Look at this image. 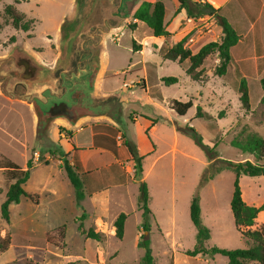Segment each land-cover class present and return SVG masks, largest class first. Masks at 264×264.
I'll use <instances>...</instances> for the list:
<instances>
[{
  "label": "rangeland",
  "instance_id": "obj_1",
  "mask_svg": "<svg viewBox=\"0 0 264 264\" xmlns=\"http://www.w3.org/2000/svg\"><path fill=\"white\" fill-rule=\"evenodd\" d=\"M131 1L133 4L129 1L127 9L129 16L142 0ZM4 2L12 3V0ZM85 2L81 0V7ZM175 2L164 0L168 13L167 26L173 36L170 34L165 38L159 37V40L154 39L143 22L133 21L128 16L117 30L107 33L100 47V43L97 44L99 64L104 73L98 75L95 85V105L104 102L98 105V112L108 118L84 123L78 120L71 124L57 116L49 120L43 115L38 120L29 102L10 98L0 90V204L9 185L2 166L5 160L12 161L22 169L26 168L27 160L31 162L29 178L23 188L33 196H21L19 203H11L8 221L0 214V241L7 237V249L10 247L1 256L0 263L139 264L144 250L137 240L144 233L150 239L154 264H174V259L177 264H183L185 251L195 244L196 229L189 217V203L195 191L199 196L201 222L210 234L206 247L247 246L234 226L230 208L234 172L222 169L199 186L210 161L194 140L177 127L191 126L201 135L202 142L213 148L222 159L254 161L252 154L231 146L229 140L237 133L253 132L264 136V102L260 101L262 88L260 81L255 79L257 74L264 75V58L259 59L257 64L244 60L240 63L242 71L232 59L226 72L218 76L214 72L218 58L213 53L196 69L200 70L199 79L193 80L185 72L188 60L179 65L173 60L164 59L162 55L183 37L184 46L192 52L208 41L218 40L220 34L215 26L218 23L214 15L189 21L184 16L175 27L172 24L177 13ZM1 4L0 1V56L13 45L21 43L31 49L39 61L52 66L59 55V28L65 15L70 12L72 1L68 4L24 1L19 10L26 14L27 19H34L33 26L26 31L12 25ZM107 4L108 0H91V9L84 16L87 25L73 45L80 40L81 34L86 36L92 27L100 25L98 21ZM132 23H135L133 28ZM248 26L246 22L237 26L247 38L231 50L236 59L254 56L248 53L246 43H252L255 31ZM260 40L263 41V38L260 37ZM170 76L176 77L177 81L165 84L162 78ZM242 76L247 79L248 109H244L239 101L238 83ZM172 99H189L192 107L184 115H177L169 107ZM196 105L208 111L212 117H196ZM220 111L224 113L222 117L218 115ZM147 121L155 124L152 132L147 129ZM88 124H97L101 130L96 143L118 160L116 162L120 164V178L124 185L115 186L105 180L101 185V193L105 196L98 198L92 196L95 189L83 187L85 196L77 202L74 188L62 168V160L66 158L73 162L72 167L79 174L85 169L76 168L78 160L86 158L91 165L105 163L110 157L103 150H99L101 154H98L95 148H89V129L83 128ZM74 131L73 141L79 145V149L71 154L70 140ZM125 139L135 146L137 155L143 156L139 174L135 173L134 162L123 146ZM94 168L97 167L87 170ZM139 179L146 182L149 194L150 214L146 219L149 231L146 232L141 227L143 219L137 203ZM238 185L247 204L259 206L264 203V174L240 175ZM100 200L105 213L98 220L101 235L98 240L90 239L86 243L84 233L88 229L81 232L77 225L84 210L92 211ZM118 212L126 213L121 238L114 234V220L108 223L106 218L108 213L112 216ZM256 222L264 223V210L258 213ZM159 227L167 230L168 234L162 237ZM59 229L63 231L59 243L49 241L47 236ZM84 252L90 254V262L77 256H66ZM210 257L212 260L208 264H227V258L221 254Z\"/></svg>",
  "mask_w": 264,
  "mask_h": 264
},
{
  "label": "trees",
  "instance_id": "obj_2",
  "mask_svg": "<svg viewBox=\"0 0 264 264\" xmlns=\"http://www.w3.org/2000/svg\"><path fill=\"white\" fill-rule=\"evenodd\" d=\"M177 10L184 9L185 14L191 18H199L204 15H214L217 23L221 27V35L218 40L208 41L202 44L196 52H192L190 49L184 46L185 38H181L172 44L164 53L163 58L175 61L177 64H182L185 60H188L189 65L185 69L188 75H191L193 80H198L200 76L199 68L205 59L215 53L218 58V64L214 68L216 75L221 76L226 72L228 64L232 61L230 54V48L237 40L238 35L229 24V22L218 13V8H214L205 0H177ZM4 12L11 20L12 25L15 28L21 30H28L33 26V20L27 19L25 14L16 9L13 4H7L4 6ZM165 7L162 0L148 1L142 0L133 9L131 18L137 21L143 22L154 36H169L171 33L166 29L164 23ZM135 23L131 24L133 28ZM1 27V25H0ZM133 42V41H132ZM162 81L165 84H172L177 81L176 77H163ZM260 85L262 88V95L260 101L264 102V76L260 78ZM239 101L244 109L249 108V95L246 79L242 76L238 83ZM170 109H172L177 115H184L186 111L192 107V101H180L172 99L169 103ZM219 116H223L224 113L220 111ZM195 116L209 119L212 117L208 111H205L201 106H195ZM178 130L191 137L194 142L206 153L209 164L206 166L200 181L199 186L205 184L208 180L212 179L222 169H231L235 178L233 181V191L230 198V208L233 214L234 226L236 230L245 239L247 246L243 248H222L217 246L206 247L205 243L209 239V229L201 222V210L199 205L198 192L195 191L190 199L189 203V217L193 223L196 234L195 244L192 249L185 251L186 255L194 256L200 254L202 256H214L221 254L227 258V264H246L247 262H255L256 264H264V223L257 224L256 218L261 210H264V203L259 206L247 204L241 195V190L238 185V178L240 175L258 176L264 174V136L256 133L245 134L237 133L232 135L229 140V144L240 151L248 154H252L254 161L246 159L244 161H230L219 157V155L213 150V148L207 147L202 142V137L191 126L177 127ZM97 137H95L96 139ZM123 146L134 162L135 173L139 174L142 171L141 160L143 156H139L136 153L135 146L129 142V140H123ZM5 170V177L9 181V185L5 192V199L0 204L1 217L9 220V205L11 203H18L21 196L32 197L23 188V185L29 178L31 162L27 160L26 168L22 169L17 164L10 160H5L2 163ZM62 168L74 188L75 199L77 202L81 201L84 196L83 183L77 172L73 169L69 161L64 158L62 160ZM148 188L144 180L139 179L138 183V196L137 203L141 210V216L143 219L142 230L144 232L149 231V224L147 222V216L150 214L148 207ZM83 214L81 215V218ZM126 214L120 212L113 221L115 227V236L121 238L123 235L124 221ZM80 231H84L79 224ZM86 237L98 240L101 233L95 232L93 229H88L85 233ZM63 238V231H59L48 235L47 239L50 241L58 242ZM138 245L143 248V254L141 256L139 264H154V259L150 248V239L147 235L142 233L138 240ZM9 245V239L2 238L0 241V251H5Z\"/></svg>",
  "mask_w": 264,
  "mask_h": 264
},
{
  "label": "crops",
  "instance_id": "obj_3",
  "mask_svg": "<svg viewBox=\"0 0 264 264\" xmlns=\"http://www.w3.org/2000/svg\"><path fill=\"white\" fill-rule=\"evenodd\" d=\"M0 1L3 3V4H1L2 6H5L7 4H13L16 7V9L19 10L18 7L21 5V3H23L26 0H12V3H6V2H4L5 0H0ZM37 1H40V0H37ZM44 1H46L50 4H55L57 2L59 4H61V3L68 4L69 1H72L70 12H68L65 15L64 20L67 17H69L73 11L74 0H44ZM162 1L164 3V0H162ZM205 1H207L209 4H211L214 8H218L219 15L223 16L229 22V24L232 26V28L234 29V31L238 35L237 42L233 46H231V48H230V54H231L233 61L235 62V64L238 65V67L241 71H242V69H241L240 63L243 62L244 60L250 61L254 64H257V61L259 59L264 58V0H205ZM164 7H165V3H164ZM177 7H178V1L176 0V2H175V8L176 9L175 10H177ZM20 12H22V11H20ZM22 13H24V12H22ZM167 15H168V13L166 12V8H165L164 23H165L166 29H168L167 21H166ZM25 16H26V14H25ZM184 16H185L186 20H188V21L191 20L190 17L186 16L184 9L177 10L175 17L172 19V21H173L172 24H174V26L177 27L178 23L182 22L181 19ZM26 18H28V17L26 16ZM199 18H202V17H199ZM132 20L137 21L136 19H132ZM33 21H34V19H33ZM243 22L249 23V26H248L249 29L250 30L254 29V31H255L253 34L254 40L252 41V43H249V42L246 43L247 47L249 48L248 53H250L251 55L254 54V56L245 57V58L241 57V58L236 59V58H234L231 50L234 47H236V45L240 44V42H242L243 39L247 38V35H245V32H242V30H238V28H237V26L239 27L240 24ZM121 25L114 27L112 29V31L114 29L117 30ZM215 26H217L216 28H218L219 34L221 35L220 25L217 24ZM261 28L263 31L261 30ZM168 30L170 31V29H168ZM183 30H186V29H183ZM180 32L181 31L174 33V35L178 34ZM262 32H263V35H262ZM170 33H171V36H173L171 31H170ZM159 37L165 38L163 36L152 35V38L157 39V40H159ZM260 37L263 38V41L260 40ZM100 43H101V41H100ZM27 49L31 51V49H29V48H27ZM100 68L101 69L99 70L100 72L98 74L99 76H101L104 73L103 68L102 67H100ZM263 76H260L257 74V77L255 79L259 82V79ZM78 120H81L80 122L84 123L87 120H91V121L92 120H99V117L91 116V115H84L83 117H81ZM78 120H76V121H78ZM146 125H147V129H151V132L155 128V124L151 123L150 121H147ZM84 127L89 129L88 142H87L89 148H91V147L95 148L98 151V154H101L99 152V150H103V152L104 153L106 152V154L109 155L110 157H109V160L105 161V163L104 162H98V163H94L91 165L88 164L87 159L84 158L83 161L81 159L78 160L77 161L78 163H76L75 165H76L77 169L78 168L80 169L81 167H83L85 169L84 171H82L78 174L82 180L83 187L87 186L90 189L91 188L95 189L92 192L93 198L103 197V196H105L101 193L102 192L101 185H104V183H105L103 181L109 180V182L113 183L115 186L124 185V184H122L123 181L120 178V174H121L120 170L121 169L118 166L120 164L116 162V161H118L117 159H115L114 157H111V153L109 151H107L106 149L97 145V143H96L97 141H96L95 137H97L99 134L102 133L101 130H99L97 128V124H88L86 126H83V128ZM80 128H82V127H80ZM74 134H75V131H74L73 135L71 136V140H70V142H71L70 149H72L71 154L75 153L77 151L78 146H79L73 141ZM74 148H75V150H74ZM69 163L72 165L73 162L69 161ZM90 167H97V168L87 170ZM81 175H83V178L81 177ZM109 182H107V183H109ZM101 203H102L101 200L98 203H96L97 207L90 212L85 209L84 213H83V217L80 219V222H78L77 226H79V224H80L82 226V228L85 230L93 228L95 232L101 233V229H100L101 227L98 225V220L102 219L105 216L104 210L100 206ZM119 213L120 212L115 213L112 216H110V214L108 213L106 215L108 223L113 221ZM73 221L75 222V220H73ZM82 222H83V224H85V226L82 224ZM159 231H160L159 233L162 237H163V235L165 236L166 234H168L167 230L163 231L160 227H159ZM114 234H115V231H114ZM172 235L175 237V235L173 233H172ZM84 238H85L86 243L89 242V240L91 239V238L86 237V236H84ZM91 240H95V239H91ZM137 242H138V240H137ZM10 246H12V243L10 244ZM9 248L6 249L5 251L1 252L0 258L4 253L8 252ZM192 248H193V246L191 248H188V249H192ZM66 256H77V257H80L82 260L90 262L89 258H88L90 256V254L86 255L85 252H84V254H76V255H68L67 254ZM210 259L212 260V258L210 256L204 257L200 254H197L194 256L185 255L183 264H208ZM7 261H5V262H7ZM3 263H0V264H3ZM174 264H177L175 259H174Z\"/></svg>",
  "mask_w": 264,
  "mask_h": 264
},
{
  "label": "flooded vegetation",
  "instance_id": "obj_4",
  "mask_svg": "<svg viewBox=\"0 0 264 264\" xmlns=\"http://www.w3.org/2000/svg\"><path fill=\"white\" fill-rule=\"evenodd\" d=\"M131 0H108L107 7L97 27H92L86 36L81 34L80 40L73 45V53L69 58L66 71L59 68L55 75L58 77L57 88L54 92L43 91V96L38 99L35 95L29 99H35L43 111V115L49 118L48 109L54 104L64 103L57 117L63 118L71 124L84 115L96 116L99 118L107 117L98 111V105L104 102H96L95 85L99 70V57L96 46L103 38L110 33L114 27L124 23L128 18V2ZM91 9V0H86L82 5V14H79L75 21V27H79L84 20V16ZM131 18V14L129 16ZM80 18V19H79ZM65 66V63H64Z\"/></svg>",
  "mask_w": 264,
  "mask_h": 264
},
{
  "label": "water",
  "instance_id": "obj_5",
  "mask_svg": "<svg viewBox=\"0 0 264 264\" xmlns=\"http://www.w3.org/2000/svg\"><path fill=\"white\" fill-rule=\"evenodd\" d=\"M79 14H82L81 0H74L71 15L60 25L57 41L59 55L52 66L39 61L35 54L21 43L13 45L6 54L0 56V90L10 98H20L29 102L38 120L43 116V111L35 99L29 98L35 95L41 99L44 90L50 92L56 90L58 77L55 72L59 68L66 71L69 58L73 53V43L78 39L79 34L84 32L83 28L87 25L83 20L79 27H75L74 23ZM97 52L99 57V50ZM64 105L59 103L50 107L47 111L49 120L55 118Z\"/></svg>",
  "mask_w": 264,
  "mask_h": 264
},
{
  "label": "built area",
  "instance_id": "obj_6",
  "mask_svg": "<svg viewBox=\"0 0 264 264\" xmlns=\"http://www.w3.org/2000/svg\"><path fill=\"white\" fill-rule=\"evenodd\" d=\"M190 18H191V17H190ZM191 19H192V18H191ZM193 19H195V18H193ZM117 139L119 140V136H117ZM118 140H117V141H118Z\"/></svg>",
  "mask_w": 264,
  "mask_h": 264
}]
</instances>
